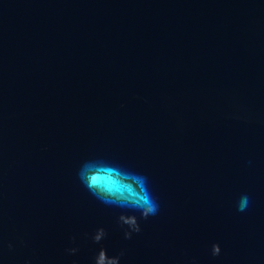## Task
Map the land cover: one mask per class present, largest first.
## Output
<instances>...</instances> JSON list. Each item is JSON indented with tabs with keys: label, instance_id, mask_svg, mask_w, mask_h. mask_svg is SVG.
Masks as SVG:
<instances>
[{
	"label": "water",
	"instance_id": "water-1",
	"mask_svg": "<svg viewBox=\"0 0 264 264\" xmlns=\"http://www.w3.org/2000/svg\"><path fill=\"white\" fill-rule=\"evenodd\" d=\"M89 161L146 177L157 214L94 197ZM101 246L264 264V0H0V264H92Z\"/></svg>",
	"mask_w": 264,
	"mask_h": 264
},
{
	"label": "clouds",
	"instance_id": "clouds-1",
	"mask_svg": "<svg viewBox=\"0 0 264 264\" xmlns=\"http://www.w3.org/2000/svg\"><path fill=\"white\" fill-rule=\"evenodd\" d=\"M78 178L81 184L98 200L111 207H118L129 212L140 213V218L147 220L159 211L156 197L148 187L147 178L138 173H131L119 166L103 161L85 162L79 172ZM250 203L247 194H242L237 202V209L244 211ZM118 222L124 228V238L131 239L133 233L141 231L140 223L136 215L122 212ZM107 233L103 227L97 228L91 239L94 243L100 242ZM11 248V245H9ZM78 251L73 247L68 252L75 254ZM221 248L218 243L211 245V254L218 256ZM121 252L110 256L106 248L101 246L93 257L92 264H120Z\"/></svg>",
	"mask_w": 264,
	"mask_h": 264
}]
</instances>
